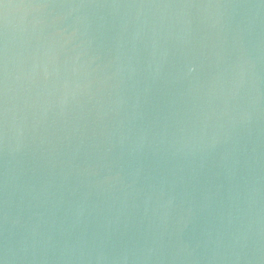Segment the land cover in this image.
Returning <instances> with one entry per match:
<instances>
[{"label": "water", "instance_id": "1", "mask_svg": "<svg viewBox=\"0 0 264 264\" xmlns=\"http://www.w3.org/2000/svg\"><path fill=\"white\" fill-rule=\"evenodd\" d=\"M0 264H264V0H0Z\"/></svg>", "mask_w": 264, "mask_h": 264}]
</instances>
